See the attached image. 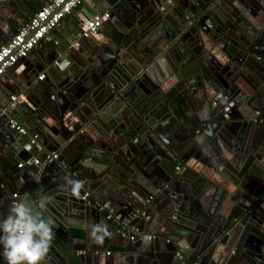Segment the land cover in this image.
<instances>
[{"label": "water", "instance_id": "1", "mask_svg": "<svg viewBox=\"0 0 264 264\" xmlns=\"http://www.w3.org/2000/svg\"><path fill=\"white\" fill-rule=\"evenodd\" d=\"M246 1H180L179 16L191 18L175 24L162 12L161 0H105L90 9L88 0H83L81 10L87 11V18L111 9L97 34L84 37L77 29L61 35L57 43L52 33L58 31L53 28L48 40L38 42L41 53L35 51L36 71L26 73L24 86L15 87L28 93L34 108L21 102L3 111L9 145L7 150L1 147L4 143L0 145V217L21 198L34 207L45 202L44 215L56 231L50 249L56 257L44 264H79L92 253L109 256L104 251L123 242L126 250L138 251L153 264L159 258L171 264H192L196 257L198 264H264V78L246 75L245 69L254 72L264 65V7L242 17ZM108 26H113L112 35L104 32ZM190 34L195 41H189ZM179 43L186 44V50ZM189 47L196 54V60L188 62L190 67ZM207 49V56L211 54L219 63L215 75H226L225 79L220 76L225 81L220 79L214 93L203 73L201 53ZM61 57L66 65L60 64ZM24 60L18 59L4 74ZM228 60L242 70H229ZM37 71L44 73L40 83L33 81ZM176 78L181 81L173 89ZM196 84L202 92L198 103ZM160 91L165 98L160 111L150 114L157 104L153 94ZM151 92L150 101L144 103L147 108L139 109L136 96ZM24 108L22 116L19 112ZM121 115L132 128H114ZM11 121L25 131L11 127ZM97 123H109V127L100 130ZM232 127L237 133L230 136ZM33 129L40 135L37 142ZM52 152L58 155L48 160ZM32 155L37 162L28 163ZM17 159L23 161L20 166ZM176 163L180 171H175ZM159 165L165 166V173ZM226 165L237 171L236 180L225 189L235 193V183L242 178L255 185L248 189L246 182L247 194L239 191L233 196L246 210L245 241L238 233L233 239L244 247L229 259L228 253L206 255L204 247L211 243V236L224 229L222 222L211 221L209 231L200 235L202 247L191 258L172 236L179 227L190 230L186 219L198 211L192 198L196 190H179L182 173L193 169L202 174L210 167L218 173V166ZM75 181L82 183L78 197L71 192ZM152 191H159L160 198H153ZM14 192L18 195L12 196ZM105 202L114 209L112 216L103 207ZM92 225L105 227L110 235L96 243L90 236ZM160 243L166 248L162 253ZM0 264H7L2 248Z\"/></svg>", "mask_w": 264, "mask_h": 264}, {"label": "crops", "instance_id": "2", "mask_svg": "<svg viewBox=\"0 0 264 264\" xmlns=\"http://www.w3.org/2000/svg\"><path fill=\"white\" fill-rule=\"evenodd\" d=\"M48 1L50 0H0V45L5 43L16 32V30L21 25L27 23L30 20V18L35 14L37 9L42 4ZM161 1L164 4V6L161 7V10L162 12H164L165 17L168 18L169 22L178 24L180 23V21H184L185 18L188 21H189V18H191L185 15V17L182 19L178 14V11L180 10L179 8L180 1H183V3H185L186 0H161ZM104 2L105 0H88L87 6L89 7V9L96 8L97 3H104ZM246 2L248 6H247V9H245L244 16L242 17L251 15L254 11H257L256 9H259L260 11V9L264 7V0H247ZM26 3L27 4L29 3L30 7L26 8L25 6ZM237 8L238 7H236L235 9L237 10ZM81 9H83L82 4L76 7L67 17L63 18L59 22V24L54 28L58 31V33H55V32L52 33L53 40L55 42L59 43L62 40L61 35L63 34H69L71 32L76 31L77 29L80 31L82 30L84 22L90 18H87L85 15L87 11L85 9L84 11H82ZM103 12H110V15H111L110 8L108 9L106 8L104 11L99 12V13H103ZM235 13L239 14V11L238 12L236 11ZM107 20L108 19H106L105 21ZM105 21H103L102 25L105 23ZM102 25L100 26V29ZM108 29L109 30H104L105 34L112 35L114 31L113 26H110V27L108 26ZM190 36L191 37L189 38V41L196 40V38H194V35L190 34ZM98 37L101 40L104 39V36L102 34H99ZM42 39L48 40L49 37L46 35ZM180 44L182 46V51L186 50L185 49L186 44L179 43V45ZM199 45L196 44L197 51H199V49L201 48L200 47L201 45L200 46ZM191 48H194V47H191ZM191 48L189 47L188 48L189 52L186 53L187 54L186 56L188 57L187 63L190 61L196 60L195 58L196 54L193 55L192 51L190 52ZM35 51H37L38 53H41V49L38 43L30 50V52L25 57V60L23 62L19 63L15 68L10 70L8 74L3 73L2 76L0 77V145L4 143V145L1 146L3 147V150H7L8 148H6V146L9 145L8 136L5 134V130L3 129L5 126V122H6L3 116L4 109L7 107L11 108L15 104L21 103V102H26V104H28L31 108H34V106H32V103H30L27 100V97L29 96L28 93L25 91L20 92L16 90L15 87L19 85L20 83L22 84V86H24V79L26 77V73L28 72L32 73L33 71H36L38 55L36 54ZM209 51L210 49H207L201 53L202 60L204 58L206 59V56L208 55ZM61 59L62 60L60 64L66 65V58L61 57ZM207 62L209 65H212L215 68L214 71L216 72L218 69V64H219L217 60L214 59L212 55H210L208 57ZM207 62L205 61L203 63L206 64ZM228 62L229 63H227V66L229 70L238 67V64H236V62L232 60H228ZM261 66H262V69H260L261 67H255L254 72H252L248 68H245L246 75L252 74L254 75L255 79L258 77L260 79L264 78V65H261ZM188 67H190L189 63H188ZM238 69H240V71L242 70L239 67ZM37 72H38L37 75L33 76V81L35 83L36 82L40 83V81H43L45 78L44 73L43 71H37ZM41 74L43 75V77L40 79L39 75ZM179 81H181L180 78H176L174 80V84L172 83L174 85L173 89L176 88V86L179 84L178 83ZM151 94H153V92H151L150 94H143V95L136 96L137 98L135 101L137 102V106L139 107V109L147 108V106L144 108L146 104L145 102L146 101L148 102V100L150 101ZM162 94H163L162 91H160V93L157 95L153 94L154 97L156 96L157 97L159 96V97L158 98L156 97L157 104L155 105V108L151 110L150 114H154L160 111V105L165 99L162 97ZM11 96H17V101H13L11 99ZM173 104L175 105V102H173ZM122 109L123 108H121V110ZM24 111H25V108L23 109V111H20L19 113L22 116H25ZM123 117L124 116L121 115L120 119H118V121L120 120L121 121L117 122L114 128L117 129L118 127H120V130L122 131L132 128L133 125H130V123H128L126 120L124 121ZM97 126L99 127L100 130L105 131L109 127V123H97ZM232 129L234 128L232 127ZM33 130H34L33 135H32L34 137L33 140L37 142L36 139H40V135L37 133V129H33ZM94 132H95V129H94ZM235 133H237V129L229 131L230 136L235 135ZM40 148H41V145L39 142V145H37V149L40 150ZM4 153H5V156L7 155L9 157L6 151H4ZM55 153H57L58 155V152H55ZM6 157H2V159L6 161L5 160ZM35 157L36 156L32 155L31 160H27V161H33L34 159H36ZM20 163L22 164L23 161L21 159H17V166H19ZM18 168L21 169V167H18ZM210 168L211 170L204 169L205 173H202V174H200L201 172L195 173L193 169L191 170L189 169V171L187 170L183 171L182 176H181V178L183 179V182H180L179 190L186 191L187 188L196 190V193L192 195V198L198 205L197 206L198 211L196 212L194 211L195 214H191V216H189V219H186L188 222H190L191 225L190 224L189 225L192 226L190 230L189 229L185 230L179 227L174 233H172V236H174V238H176V240L179 243H181L184 249L189 251L191 258H195V256L197 255L196 254L197 251L200 249V247H202L203 238L200 235H202L203 232L204 233L207 232V230L209 231V227H210L209 223L211 221H216L217 224L222 222L223 224L222 228H224L223 233L221 232L219 235L211 236V241H210L211 243L208 246L204 247V249L205 248L207 249L204 253L206 255L209 254L210 252H213V254L214 253H224V254L228 253L227 259H229V257H231L233 254L236 253L237 249L244 247V245H240V244L238 245V242L233 241V239L235 237V234L238 233L244 238L243 242L245 241V235L242 233L245 230V224L248 223V222L246 223L243 222L245 221L244 215L246 212V210L244 209V205L242 204L240 200H238L239 198L235 199V197L233 196H236V194L239 191L241 192V193L239 192V194H247L248 189H254L255 185L250 184V182L245 181V178H242L245 182L239 179V182L235 183L237 184V188H235L234 190L235 193H231L232 192L231 190H228L225 188L228 186H231V182L236 180L235 171H237V168L233 167V165H232V168H230L228 165L218 166L220 170L218 173H216L212 167ZM159 169L162 173H165L164 171L165 166L159 165ZM181 169H182L181 165H178V163H176L175 171H180ZM246 182L249 183L248 189H246V186H245ZM13 194L18 195V193L16 192H14ZM152 195H153L152 196L153 198H156V197L160 198L158 197L159 191H158V194L155 191H152ZM185 208L187 210L191 208L190 203L186 202ZM237 224L240 225V227L242 228H238ZM53 230H54V234L56 235V231L54 227H53ZM251 239L252 238H250V240ZM168 240H171V239L170 238L166 239V241ZM159 245H160L158 248L159 253H162L163 251L166 250V248L162 249L163 244L160 243ZM235 245L238 248H236ZM111 246L114 248V250L110 249L108 251H104L106 253H109V256H106L103 253V255L98 257L96 256L95 253H92V254H89L88 256H84L85 258L78 261L77 263L79 264H153L148 261L149 260L148 257L140 255L138 251L131 252L129 250H126V245L124 242L116 244L114 246L111 245ZM178 250L181 251L180 248H178ZM239 250L242 251V249H239ZM81 252L82 251H80L79 253ZM49 253L50 255L46 257L45 262H50L53 260V257H56L53 250L49 251ZM177 256L178 255H176V257ZM193 260L194 261L192 262V264L194 262L198 263L200 259L196 257ZM176 261H178V259ZM153 262H155V264H171L170 262H167L166 260L162 258H159L158 260L153 261ZM214 262H217V260H215ZM172 263H175V262H172Z\"/></svg>", "mask_w": 264, "mask_h": 264}, {"label": "clouds", "instance_id": "3", "mask_svg": "<svg viewBox=\"0 0 264 264\" xmlns=\"http://www.w3.org/2000/svg\"><path fill=\"white\" fill-rule=\"evenodd\" d=\"M82 183L73 182L72 195L79 196ZM45 202L32 206L21 198L8 214L0 218V248L7 264H44L55 239L53 222L45 217ZM110 233L101 225H92L90 236L102 243Z\"/></svg>", "mask_w": 264, "mask_h": 264}, {"label": "built area", "instance_id": "4", "mask_svg": "<svg viewBox=\"0 0 264 264\" xmlns=\"http://www.w3.org/2000/svg\"><path fill=\"white\" fill-rule=\"evenodd\" d=\"M83 0H50L42 4L30 20L21 25L16 32L2 45H0V77L6 68L14 64L18 59L26 57L30 50L42 39L47 33L55 28L59 22L67 17ZM110 12L94 14L83 24L81 35L84 37L98 33L103 21L108 19ZM43 75H39L41 79ZM13 101H17V96H11ZM10 126L24 132V127L15 121H11ZM57 157V153L52 152L47 155L48 160ZM30 163V161H27ZM33 162H37L34 159ZM21 163L19 164V166ZM13 196H16L13 194ZM104 208L109 209V216L114 214L113 208L109 207L108 202L103 203ZM118 216V215H117ZM147 239L150 235H145ZM193 264H198L194 262Z\"/></svg>", "mask_w": 264, "mask_h": 264}, {"label": "flooded vegetation", "instance_id": "5", "mask_svg": "<svg viewBox=\"0 0 264 264\" xmlns=\"http://www.w3.org/2000/svg\"><path fill=\"white\" fill-rule=\"evenodd\" d=\"M210 42V41H209ZM211 55V54H210ZM207 60H208V56H206V59L204 58L203 59V61L205 62H207ZM207 64V65H206ZM206 64H204L203 65V73L207 76V84H208V87L210 88V89H212V93H214V91L213 90H215V88L217 89L220 85H221V82H220V79H225V77H226V75L224 74V76H222V75H215V71H214V69H213V67H211V65H209L208 64V62L206 63ZM220 76H222V77H220ZM223 79V80H224ZM225 81V80H224ZM187 86L185 85L184 87H183V90H187ZM195 89H197L198 91L196 92V101H197V103H198V101H199V99H201L200 97L202 96V92L201 91H199V89H198V86H197V84H196V86H195ZM185 95V94H184ZM201 102H202V100L200 101V104H201ZM198 106V105H197ZM186 113V112H185ZM209 124V123H208Z\"/></svg>", "mask_w": 264, "mask_h": 264}]
</instances>
